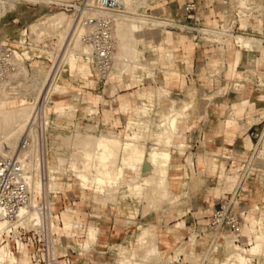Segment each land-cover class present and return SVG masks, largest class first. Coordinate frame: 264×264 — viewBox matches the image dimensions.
Returning <instances> with one entry per match:
<instances>
[{"label":"crops","instance_id":"obj_1","mask_svg":"<svg viewBox=\"0 0 264 264\" xmlns=\"http://www.w3.org/2000/svg\"><path fill=\"white\" fill-rule=\"evenodd\" d=\"M191 1L197 4V9L188 14L184 12V6ZM248 1L264 4V0ZM170 3H174L175 9L169 16L187 24L214 27L232 22L235 33L264 38V8L261 12H244L233 0H170ZM15 9L19 16L12 19L20 24V28L40 14L25 10L26 15L20 16L23 11L19 6ZM3 32L2 26L0 33ZM196 35L191 31L185 34L178 30L160 32L154 41L143 46L145 51L142 53V61L153 64L154 79L148 75L136 80L123 77L116 93L107 96L106 115L102 107L93 115V120H89L90 116L81 109L77 111L76 122L80 128L91 122L97 124L99 134L112 130L121 136L130 116L140 112L150 117L159 110L156 105L158 86L168 91L169 95L165 97L183 100L181 102H188L192 89L197 90L196 106L186 111L187 117L180 118L181 121L178 118L175 146L170 148V199L150 209L145 208L144 202L133 200L98 204L92 192L89 198L84 197L83 191L90 189L74 190L73 212L77 213L84 232L76 233L78 230L71 219L65 218L64 223L70 224L71 237L75 240L69 238L76 247L67 244L68 236L57 235L59 264H115L118 251L128 252L129 247L137 243L142 228L157 234V248L162 258L189 239L193 230L198 233L197 241H201L197 242L195 250L202 252L201 247L207 243L203 240L209 213L238 187L241 191L236 211L244 221L245 217L260 215L264 209L259 207L264 205V158L257 156L260 140L253 135L264 129V44L252 49L243 46L242 49L231 41L223 44L198 41ZM161 43L163 48L159 49ZM171 53L172 58L168 57ZM66 72L63 76L70 80L69 86L64 85L67 91L70 92L71 86L76 87L80 98L88 93L96 94L101 84L96 75L75 78ZM152 102L155 106L148 108ZM144 106L147 107L142 112ZM180 111L183 113V109ZM61 192L60 188L58 194ZM70 210L60 212L61 216L56 215V219L63 224V212ZM88 226L98 229V241L88 251H83L81 243L78 246L75 241L77 237L85 239ZM183 257L181 255V259ZM27 264H30L29 260Z\"/></svg>","mask_w":264,"mask_h":264},{"label":"rangeland","instance_id":"obj_2","mask_svg":"<svg viewBox=\"0 0 264 264\" xmlns=\"http://www.w3.org/2000/svg\"><path fill=\"white\" fill-rule=\"evenodd\" d=\"M166 1H167V3H166ZM233 1L236 3V6L239 5V4L243 5L242 0H238V1L237 0H233ZM129 3L131 5V10H132V13H131V11L129 12V14L131 16L135 15L136 17L139 16L140 18H142V17L144 18L145 17L146 19L147 18L151 19V20L154 19V20H157V21H160V22L165 21V20H163L164 17H170L169 13H172L171 11H173L175 9L174 3H170V0H129ZM250 4L251 5L257 4V8L259 10H256V11H258V12H261L263 10V8H264V4L261 1H254V2L250 1ZM2 6L3 7L0 8V28L3 26L4 32L0 33V39L4 38L7 35L8 37H10L9 41H7L8 43H10L16 37H18L19 36V32H21L23 29L28 28V30L30 31L29 25H31L32 23L37 22V21H41V20H45L46 17L54 15L55 13L64 12L65 15H67L68 17H71L69 12H66L64 10H60L57 7H54V6L48 7L46 4L32 5L31 1H25V0L14 1L12 4H9V3L7 4V2H6ZM17 6H19L20 9L23 11V14H21L20 16L26 15L25 10H28L30 12L39 11L40 14H38L30 22H27V24L24 27L20 28V24L16 20H14V19L6 20L7 18H10V16H9L10 11L12 12L14 10H18V9H15ZM7 14H8V16H7ZM17 16H19V14ZM14 17H15V15L13 14V17H11V18H14ZM23 21L25 22V20H23ZM165 22H167V21H165ZM165 26L166 25L159 24L157 26H151L150 27L149 25H144L143 24V26L141 28V31L139 32V38H138V43H139L138 46L140 47L139 61H140V63L142 62L143 64H145V66H147V68L145 70H143V69H141L139 67H136V68L131 67L130 68V65L125 67V65H127V63L124 66H123V64H121V67L119 66L121 69L119 68V70H117V71H116V69H114V71L111 74V76L109 77L108 82L106 83V85L100 84V86L98 87V89L96 91V94L95 93L94 94L93 93L89 94L87 92L88 94L86 95V97H81V98L77 95L78 92H80V91L76 87L71 86L70 87V92L67 91V89H65L66 85H68V86L70 85V80H68V78L63 76V75L60 77V79L58 81L59 84H57V82L55 81L51 85V86H53V88L50 87L51 90L49 89L50 92H52V98L54 96V99H57V100H60V101L57 103L56 106H51V104H50L51 97L49 96L47 98V100H46L47 112L49 114H52L51 115V122H50L52 128L50 129V131L48 133V146L47 147H43L42 146V151L44 153L41 151V148L39 147L40 149L38 150L39 151L38 153L43 158V166H44V156H45V158L49 157L51 163L56 167L57 170H60L61 174H56V177L54 179L53 178L50 179V177H48L49 179H47L46 176L48 174L46 175L45 168L43 167L44 168L43 169L44 173H42L43 171L41 172V174L39 176V180L42 181V184H43L42 186L45 185L44 188L42 187L44 190H46L45 189L46 185L49 184V182H54V183H56L58 185V187L61 188L62 192L59 193L56 196H55L54 193H49L47 196H45V193L42 194L43 196L42 195H38V196H36V201L39 203V202H43V200H45L47 203L52 205L51 212H52V214L54 216H56V215L61 216L60 212H62L66 207L71 208L70 211L63 212V215H62L63 224L61 222H59L58 219L54 218L55 223L57 225H60L59 232L57 234L55 233V235H53V237L55 239V243H54V246H53L52 250H53L55 256H56V250H57V248H56V238H57V235H59V234H64V235L68 236L67 237V241H68L67 244L72 246V247H76V245L73 242V240H75V237H71L72 231L71 230H69V231L68 230L67 231L63 230L65 218L66 219L67 218L71 219L72 225H74L73 222L79 223V218L76 215L77 213L73 212L74 211V208H73V201H74L73 200V192H74V190H79V188L82 190V186H81L79 178L76 175H74L75 173H72V171H70L71 168H70L69 162L71 160H73L77 164L75 166L78 167V168L83 166L84 163H85V162H83V161H85L83 156L80 153H78L79 149H78L77 145H75V144H73L71 142H69L68 144H63L62 147H61V150L55 152V153H57L60 156H67L68 160L65 159V161H64L66 163V165H65V163H63V161L60 163V158L59 157H57V159L53 158L54 157V151L50 150V146L49 145L52 143V141H54V137H55L56 133H59L60 127L68 128V124L69 125L71 124V125H73V128H75L74 130H72V132L74 131L76 133V131H78V133H80V132L81 133H85L84 134L85 136H86V134H87V136L89 134L88 137H93V135H102L103 136V135L107 134L108 136H116V137H118L120 139H123V141H125V142H126L125 139L128 138L127 141L131 140V142L135 143L134 145H136L137 148L139 147L142 150L146 151L147 153L149 152L150 148H151V150L154 149L155 145H156L155 149H167V150L170 151V148L175 146L173 140H174L175 135L178 133V122H179V119L180 118L183 119V118L187 117V112L186 111L189 108H193V107L196 106V103H197V97H196L197 90L195 88L192 89L188 102H181L183 100H178L176 98H175L176 100H174V98L173 99H169V97H165V96H168L169 93L167 92V90L164 92L165 89H162V88L160 89L159 88L160 86H158L157 92H156V96H157L156 105H157L159 110H156L155 115H150V117H149L148 114H145V113L144 114L140 113V112L136 113V114H138L140 116L141 119H147V121H148L146 124L141 125V126H143L142 129H139V127H141V126H132V125L130 126L128 124L129 122H127L126 130L122 132L123 134L121 133L122 134L121 136L120 135L117 136L116 133L114 131H112V130H110V131L108 130L107 133H105V131H103L102 134H99L100 133L99 131L96 132V127H97L96 123L89 122L86 126H84L85 125V122H84V123L81 124L84 127L80 128L78 123L76 122L77 111L79 109H81L82 112H84V113H86L87 115L90 116L89 120H93L94 119L93 115L97 114L99 112L98 111L99 107H102L103 114L106 115L105 112H107V111L105 109L107 107L105 106V104H106V100L109 99V97H107V96L109 94L112 95V94L116 93L117 88H119L118 85L120 84V80L123 79V77L124 78L125 77L126 78H131L132 80H136L140 76L142 77V76L148 75L149 77L152 76V79H154L155 71H154L153 64L150 63L149 61H146V60L142 61V56H143L142 53L145 51L143 46L145 44H150L152 41H154L155 38L159 35L160 32L166 31V30H171V29L166 28ZM214 26L216 27L217 25H214ZM197 27H201V26H197ZM14 29H16L15 33H8V31L14 30ZM136 29H138V28L136 27ZM202 30H203L204 33H210V31L207 30V29H202ZM224 30L225 29H223L222 32L226 33ZM190 31L192 33L194 32V34H197L196 31H194V30H190ZM184 34H185V32H184ZM199 35L200 34H198V36ZM228 35L230 36V34H228ZM237 35H241V34H236V36ZM37 36L39 37V35H37ZM52 36H55V35H52ZM214 36H215V38H219V37L224 36V35L214 34ZM214 36L213 37L207 36V39H203V41H209V38L212 39V38H214ZM234 36L235 35H232L233 38L232 37L231 38H227L225 42L226 43L228 41L234 42V43L238 44L242 49H244L243 46L241 45V42L240 41H236L234 39ZM250 37L258 38L256 36H252V35H250ZM57 39H58V44H59L58 47H57V50H59L60 47H62L60 52L63 53L64 61L67 63V67H66L67 68V72H66V74H70L71 73V75H73L75 78H79V77L82 78V76H87V75H95V70H94L92 64H90L89 68L84 67L82 62H80L79 55H77L78 56L77 60L74 58V54H75L74 51L75 50L72 48V46L70 45L71 47L70 48L67 47V49H66V47L64 45L60 46L61 43H62L60 41V38L57 37ZM212 41L213 40H211L210 42H212ZM11 43L15 44L14 42H11ZM255 46H259L260 47L261 44H256L254 46H250V48L252 49ZM162 48H163V43L159 44V49H162ZM115 52H116V49H115L114 53ZM169 56H170V58H172V53H171V55L169 54L168 57ZM68 64L70 65V68H69ZM32 65L34 67H36L35 68V72H39V73H41L42 71L47 72L46 64H40L38 62H34ZM124 67H125V69H124ZM115 74H117V75H115ZM160 90H161V93H160ZM6 94L7 93H5V95ZM39 98H41V96ZM172 101H174V104H173ZM84 102H85L86 105L84 104ZM86 106H88V107H86ZM153 106H155L154 102H152L151 104H148V108L149 107L153 108ZM146 107L144 106V108L141 109L142 112L145 111ZM173 108H176V109H179V110L183 109V114L180 115L179 119H177L176 129H175L174 132H172L173 134L171 133V136L169 137V138H172V140H170L169 138L167 139L168 140V146L165 145L166 139L164 141L162 140L163 143L162 142H160V143L158 142L159 143L158 144V143H156L157 142L156 140H152L153 139L151 137L152 134H153L152 132H157V131L160 130L159 127H158L159 126L158 124L160 122L161 114H169V112H171L172 111L171 109H173ZM67 109H68L69 113H71L74 109L75 110L71 114H68V111H66L67 113L64 112ZM65 113L67 114V116H66ZM182 119H180V121ZM128 121H129V119H128ZM58 122H60L61 124L58 123ZM150 126H151V128H150ZM126 132L129 135L131 134V132H134V133H132L133 136H134V139H133V137L130 138V136H127ZM64 133L65 134H69L67 129H64ZM118 134H120V132H118ZM142 134L146 135L147 137L145 136V138H144V135L142 136ZM125 136L127 138H125ZM87 138H86L84 143H86V141L87 142L89 141L88 143H89L90 146L88 145V148L93 150L92 149L93 148V143H91L90 140H88ZM263 140H264V135L260 139L259 145L257 147L258 153H259V154H257L258 158H264V149H263V146H262ZM152 147H154V148H152ZM70 154H74L73 156H70V158H72V159H69V157H68ZM170 155H171V153H170ZM80 156H82V157H80ZM148 157H149V153H148V155L144 154V156L142 157V160L140 161V164H138L136 168H135V166H133L134 168L132 167L133 168V170H132V168L130 169V167L132 165L130 166V164H129V166H128V162H127V165H126V163H125L126 161L124 159L122 161V158L120 157V153H118L117 155H115V164H114V166L116 167V169H117V167L118 168L119 167L122 168V170H121L122 173H120L121 174L120 175V181L124 182V184H122L120 186H118V184H117L118 187L114 186V188L113 187L107 188L103 184L102 185H100V184L98 185L95 182H90L89 183L90 184L89 185L90 186L89 189L91 191H83L84 192L83 193L84 197L89 198L90 195H91V192H92L93 193V199L98 204H102L103 202L116 203L119 200H133L134 202H138V203L144 202L145 205H146L145 208L153 209V208L158 207L159 202H162V201H164L166 199L167 200L170 199L168 175H167L166 181H163L164 184L163 183H161V184L157 183L158 179L160 178V172H159L158 168L155 171L154 167L151 165L153 167L152 169H153L154 173L152 172V170L150 168L151 167L150 163L148 162V159H147ZM58 158H59V161H58ZM170 160H171V156L169 158V162H170ZM66 161H68V162H66ZM169 162H168V169H169ZM67 164L69 166H67ZM65 166L69 167V169L66 168ZM148 166H150V167H148ZM156 167L157 166H155V168ZM135 169H136V171H135ZM137 169H139L140 171L137 170ZM141 173L143 175H140ZM152 173L154 174V176H153ZM44 174L46 176H44ZM145 175L146 176L148 175V176L144 177ZM148 177H150L153 180L150 183L146 182L147 183L146 184L145 183V179L148 178ZM139 178H140V180H139ZM150 178H148V179L151 180ZM143 179H144V184L142 183ZM159 181H160V179H159ZM138 182L140 184H142L141 185V187H142L141 193L140 192L138 193L139 196L137 195L133 199H128V198L124 199L123 198V194L120 193V192H122V190H125V192L128 194V192L131 191L132 186L134 187V185L138 184ZM151 183L152 184L154 183V184L152 185ZM158 184L161 185V188H160V186ZM144 185H145V188H144ZM150 185L153 187V189H152V187ZM100 186H102V187H100ZM150 187H151V189H150ZM146 188H149V189H146ZM107 189L108 190L110 189L111 193H109L110 192L109 191L108 192L109 194H108L107 193V191H108ZM150 192H152V193H150ZM106 194L109 195V196L111 195V197L108 198V196ZM148 195H149V198L147 197ZM149 199H150V201H148ZM262 206L264 207V205H260L259 207H262ZM259 207H257V208L260 210L261 208H259ZM209 214H211V213H209ZM263 216H264V209L262 210L261 214L256 216V217H252V216L245 217L246 221H244L243 231H242V238L240 240L241 243H239V244L232 242L231 236L226 235L224 240H220V241L219 240H214L212 242L211 246L209 247L208 251H207L206 245H207V243L209 241V237H208V234H207V235H204L205 237H204L203 242L207 241V243L204 245V248L201 247L202 248V252L201 251L200 252H196L195 248H196V245L198 244L197 242H201V241H197L198 233H197V231L193 230V232L191 233L189 239L179 243L175 248H173V250H171V251L169 250L164 258H162V257H160V256H158L156 254L155 255L148 254V253H152V251H150L151 248L155 247L156 245H157L156 248L159 247L158 244H157L158 236L151 229L142 228V232L141 233L139 232L140 233L139 234L140 238L138 236L137 243H135L133 246H130L128 252L124 251V250L118 251L119 255H118V258L115 261V264L116 263L118 264V261L121 259V257L125 256V257L130 258V256L132 255L131 254L132 249H134V251L136 252L135 254H133V257L136 256L135 260H132V261H135V262L138 261L141 264H229L230 262L234 263V264H264V249H263V252H262V254L260 255L259 258L254 257L253 255L245 254L244 251H243V248L249 247L250 244L252 243V239H251V237L249 235V231H250L252 222L259 221V219L263 218ZM203 219L204 218H202L201 221H203ZM88 227H86V228L88 229ZM28 228L29 229H33V227H31V226L28 227ZM94 228L97 229L96 227H94ZM143 230H145V232H143ZM146 231H147V233H146ZM144 236H146V238ZM69 237L72 238L73 240L70 239ZM87 237H88L87 235H85V239H84V237H77V241H75V242L79 246L82 241H84V240L86 241ZM12 239H13L12 237L11 238H7V240H9V241H7L6 243L0 244V247L4 246L5 244L10 243V250L13 251V253L16 255V257H18V259H20L22 257V255H23V253L19 249L15 248L14 243L10 241ZM97 241H98V229L94 232V235L91 238H89V239L87 238V243H88L87 247L85 245L82 246V243H81L80 248L83 251H88L92 245L97 243ZM149 241L151 243H149ZM218 241L220 242V244L218 243ZM25 244L29 246V247L26 246L27 247L26 249H27V260H29L30 264H44V261H43V258H42L43 257V251L41 250V247H40V250H39V246H37V244L31 243V242H25ZM150 244H153L152 245L153 247H151L150 250H149V245ZM218 244L221 245L222 247L220 246L219 247L220 249L218 248L215 251L216 246ZM235 244H237V246H240V247L236 248V246H234ZM83 247H85V248H83ZM206 251H207V253H206ZM37 252H39V253H37ZM235 252H239L240 253L238 259L236 260V262L233 261V258H232V255ZM177 253H179V255ZM37 254L39 256H41V259L39 258V259L36 260L35 257H36ZM174 254H175V257H176V255L178 256L177 259L173 257ZM31 255H33L32 258H31ZM181 255L184 256L183 259H180ZM172 258H174L175 260L172 259ZM241 258L244 259V260H241ZM241 261H243V262H241Z\"/></svg>","mask_w":264,"mask_h":264},{"label":"bare ground","instance_id":"obj_3","mask_svg":"<svg viewBox=\"0 0 264 264\" xmlns=\"http://www.w3.org/2000/svg\"><path fill=\"white\" fill-rule=\"evenodd\" d=\"M14 1H19V0H0V8L3 7L2 5L5 4L6 2H7V4L8 3L12 4ZM25 1H31L32 5L48 3V0H25ZM242 3H243V5L239 4V5H237V7L241 8L244 12H251V11L259 10L257 8V4L251 5L248 0H242ZM130 11L132 13L129 0H121L119 8H118V12L115 15L116 18H115V24L113 27V37L115 40L114 47L116 49V52L113 54V67H114V69H116V71L119 70V68L121 67V64H123V66H124L126 63H127V65H125V67L130 65V68L131 67H133V68L139 67L143 70H145L147 68V66H145V64H143L142 62L140 63V61H139L140 47L138 46V44H139L138 38H139V32L141 31L143 24L149 25L150 27L151 26H157L159 24L172 25V23L165 22V21L160 22V21H157L154 19L153 20L148 19V18L146 19L145 17L140 18L139 16L136 17L135 15L131 16L129 14ZM13 14L15 16L18 15L17 10H14L12 12L10 11L9 16L13 17ZM7 16H8V14H7ZM136 27L138 29H136ZM29 28H30L31 33L36 34V35H39L38 34L39 32L47 29L48 34L55 35L58 38H60V41L62 42L60 46L64 45L66 47V49H67V47L70 48L72 46V48L75 50L74 51V53H75L74 58L77 60V58H78L77 55H79L80 62H82L83 66L86 68L90 67V63H91L90 61L91 60H90L89 55H88L89 54L88 47L81 43V41L79 40V36H77V34L71 37L72 18L65 15L64 12L55 13L54 15L46 17L45 20L34 22L31 25H29ZM84 31H85L84 29H80L78 31L79 35L83 34ZM210 33L218 34V35H228V33H224L222 31H216V30L215 31L210 30ZM39 38H40V35H39ZM234 39L236 41H240L241 45L245 46V48H247V49H251L250 46H254L256 44H261V45L264 44V39H262V38H255V37H250V36L245 37L242 35H237V36L235 35ZM61 49H62V47H60V50ZM249 52H251V51H249ZM249 52H248V54H249ZM61 54H63V53H61ZM250 54H252V53H250ZM68 66L70 68L69 64H68ZM125 67H124V69H125ZM49 73H50L49 70H47V72L42 71L41 73L34 72L32 75L33 78L31 80V85H29V86L25 85L24 86L25 87L24 92H23L24 98L18 99L16 97L12 96L5 87L0 88V156H6L18 147V142H19L20 136L23 133V131L27 125V122L30 118V113H31L32 107L34 105V102L29 101L25 97L31 96L36 100L41 96V98L45 97V102H46L47 98L50 96L51 97V100H50L51 106H56L57 103L60 101V100L54 99V96L52 98V92H50V90H51L50 87L53 88V86H51V85L56 81V79L53 80V82L50 84V86H49V82L47 84H45L46 78L49 76ZM115 75H117V74H115ZM57 84H59V83L57 82ZM159 88L161 89L162 87H159ZM162 89H164V88H162ZM165 91L166 90H164V92ZM5 93H7V94L5 95ZM160 93H161V90H160ZM170 99H173V98H170ZM174 100H176V99H174ZM172 102L174 104V101H172ZM84 104H85V102H84ZM86 107H88V106H86ZM171 110L172 111L169 112V114H162L160 116V122L158 124L159 125L158 127L160 130L157 132H152L153 133L151 136L153 138L152 140H156L157 141L156 143H158V142L160 143V142H162V140L164 141L166 139L165 145L168 146V140L167 139L171 136V133L175 131L176 125H177V119L180 117V115L183 114V113H181L180 110H178L176 108H173ZM45 111L47 112L46 104H45ZM66 111H68V109L65 110L64 112H66ZM71 113H69V111H68V114H71ZM66 116H67V114H66ZM128 122H129L128 124L130 126L131 125L132 126H141V125L146 124L148 121H147V119H141L138 114H134L131 117H129ZM58 123H60V122H58ZM142 128H143V126L139 127V129H142ZM150 128H151V126H150ZM64 129H67L69 134H65ZM74 129L75 128H73V125H71V124L70 125L68 124V128L60 127L59 133H56V135L54 137V141H52V143L49 146H50V150L54 151V157L53 158L57 159V157H59L60 163L62 161H63V163H65L64 162L65 159L68 160L67 156H60L55 152L60 151L62 145L68 144L69 142L77 145V147L79 149L78 153H80L83 156V158L85 160L83 162H85V163H84V165L82 164L83 165V166H81L82 168L76 167L75 165H77V164L73 160H71V161L69 160L70 161L69 164H70V168H71L70 171H72V173H75L74 175H76L79 178L82 188H88L89 189L90 188V186H89L90 182H95L98 185L103 184L107 188H109V187L114 188V186L118 187V186L122 185L123 182L120 181V175H121L120 173H122V171H121L122 168L117 167V169H116V167L114 166L115 155H117L118 153H120V157L122 158V161H123V159L126 161V162L124 161L126 163V165H127V162H128V166H129V164H130V166L132 165L130 167V169L133 166H135V168H136L137 165L140 164V161L142 160V157L144 156V154L148 155V153H149V157L147 159H148V162L150 163V166L152 165L154 167L155 171L158 168V170L160 172V178H159L160 181L158 179L157 183H160V184L163 183L164 184L163 181H166V178L168 175V162H169V158L171 156L169 150H167V149H155L156 148V145H155V148L152 147V148H154L152 150L150 148L149 152L147 153L146 151L142 150L141 148H139V147L137 148V146L134 145L135 143L131 142V140L127 141L128 138L126 136H125V138H127V139H125L126 142L123 141V139H120L116 136H108L107 134L103 135V136L102 135H93V137H88L89 134H88V136L86 134V136L88 137L87 138L84 135L85 133H81V132L78 133V131H76V133L73 131L74 132L73 133L72 130H74ZM132 133H134V132H131V134L129 135L126 132V135L130 136V138L133 137V139H134V136ZM143 135L144 134H142V136ZM263 135H264V129H263L262 136ZM145 136L146 135H144V138H145ZM262 136H261V138H262ZM86 138L88 140H90L91 143H93V148H92L93 150L88 148V145H89L88 142L89 141L88 142L86 141V143H84ZM169 139L172 140V138H169ZM42 146L43 147L48 146V138H47V141H43V144L41 146H39L41 148V151H42ZM262 146L264 149V140H263ZM39 147L38 148L32 147L29 150L22 151V154H21L23 157L28 159V161L25 162V166L30 171V176H29L28 182H29V185H30V188L32 191V198L27 205L22 206L20 208L19 213H18V217L15 221H13V222L4 221L1 224L0 235L4 232L9 233L10 229L12 227H15V228H19V227L27 228L30 226L35 227L37 224H39L45 220H47V226H48L50 232H52L53 234L54 233L57 234L59 232L60 225H57L54 221V218H56V216H54L52 214V212H51L52 218L50 217V214L48 212L47 213L42 212V214H41V212L39 211V207H38L39 203L36 201V196L42 195L44 193H45V196H47L49 193H54L56 196L58 194V192L60 191V187H58V185L54 182H49V184L46 185V188H45L46 190L43 189L45 185L42 186L43 184H42V181L39 180V176H40V174L44 168L46 171V175L48 174L47 176L44 174V176H46L47 179H49L48 177H50V179L51 178L54 179L56 177V174H61V173H60V170H57L56 167L51 163L49 157L45 158V156H44V166H43V158L38 153L39 152L38 150L40 149ZM73 155L74 154H70L68 156L69 159H72V158H70V156H73ZM82 156H80V157H82ZM59 158H58V161H59ZM66 162H68V161H66ZM65 165H66V163H65ZM154 165L157 167L155 168ZM67 166H69V165L67 164ZM150 166H148V167H150ZM152 166L150 168L153 172ZM66 168L69 169V167H66ZM133 168H132V170H133ZM137 170H139V169H137ZM135 171H136V169H135ZM42 173H44V171ZM140 175H143V174L141 173ZM147 176L145 175L144 177H147ZM153 176H154V174H153ZM150 177H148V178H150ZM148 178L145 179V183L146 182L150 183L153 180V179H151L152 177L150 178L151 180H149ZM139 180H140V178H139ZM142 183L144 184V179H143ZM117 184H118V186H117ZM141 185L142 184H140L138 182V184H135L134 187L132 186L131 191L129 190L130 192L127 191L128 194L125 191H122L120 193L123 194V198H134L137 195L139 196V194H138L139 192L141 193V189H142ZM159 186L161 188V185H159ZM100 187H102V186H100ZM151 187H150V189H151ZM144 188H145V185H144ZM146 189H149V188H146ZM152 189H153V187H152ZM109 191H110V189L107 191V193ZM109 193H111V191ZM150 193H152V192H150ZM107 196H108V198L111 197V195L110 196L107 195ZM147 197L149 198V195ZM148 201H150V199ZM50 206H51L50 207V210H51L52 205H50ZM67 208H69V207H66L63 211H66ZM74 226H75V230H78V231H76V233L79 234L80 232L81 233L84 232V228H83V225L81 222L80 223L74 222ZM64 229L66 231L70 229V224L67 221L64 223ZM13 231L15 232V234H17L16 230H13ZM95 231H96L95 228L88 227V229L86 230V235L88 236L87 238L88 239L91 238L94 235ZM143 232H145V230H143ZM146 233H147V231H146ZM249 235L252 239V243L250 244L249 247L243 248V251L245 254L253 255L254 257L259 258L263 252V249H264V216H263V218L259 219V221L252 222L251 228L249 231ZM144 237L146 238V236H144ZM87 238H86V241L81 242L82 246L85 245L87 247V244H88ZM139 238H140V236H139ZM7 241H9V240H7L5 238L3 239V237L0 236V244L6 243ZM10 241L14 243L15 248H16V245L18 246V249L20 251H22L23 255L20 259H18V257H16V255L13 253V251L10 250V243L5 244L4 246L0 247V264H27V262H28V260H27V249H26L27 245L24 242H21L19 240V238L17 237V235L13 236V239ZM219 241H218V243L220 244ZM232 242H234V241L232 240ZM149 243H151V242L149 241ZM219 244L216 246L215 251L221 246ZM150 245H149V250L151 247H153L152 246L153 244H150ZM156 246L151 248L150 251H152V253H148V254H151V255L156 254V255L161 257L160 252H159L158 248H156ZM234 246H236V248L240 247V246H237V244H235ZM83 248H85V247H83ZM135 253L136 252L134 250H132L131 251L132 255L130 256V258L125 257V256L121 257V259L118 261V264H141L137 260H136L137 262L132 261V260H135L136 256L133 257V254H135ZM177 254L179 255V253H177ZM239 254H240L239 252H235L232 255L233 261L236 262V260L239 257ZM173 257L177 259L178 256L176 255V257H175V254H174ZM174 258H172V259H174ZM241 260H244V259L241 258ZM241 262H243V261H241ZM53 264H58V262H54ZM229 264H234V263L230 262Z\"/></svg>","mask_w":264,"mask_h":264},{"label":"built area","instance_id":"obj_4","mask_svg":"<svg viewBox=\"0 0 264 264\" xmlns=\"http://www.w3.org/2000/svg\"><path fill=\"white\" fill-rule=\"evenodd\" d=\"M120 2L121 0H48V3H43L48 7L54 6L69 12L72 18L71 37L77 34L81 43L88 47V55L97 81L103 85H106L114 71L113 27ZM196 9L197 4L194 1L188 2L184 6V12L188 14L193 13ZM163 20L173 23L165 26L168 29L180 32L196 31L197 34H200L196 35L198 41L207 39V36H214L212 33H204L202 29L209 31L225 29V32L230 34V36L209 38L208 42L213 40L210 43L216 44H223L227 38L237 34L232 28V22L223 26L197 27L174 17H164ZM80 29L85 30L81 35L78 33ZM38 34L40 38L26 28L11 41L15 44L7 42L10 39L7 35L0 39V88L5 87L12 96L18 99L24 98V86L31 85L32 75L36 68L32 65L34 62L46 64V69L50 73L45 84L49 82V86L54 79L58 82L67 70L63 54L60 49L57 50L59 45L57 37L48 34L47 29ZM25 98L34 102V105L27 125L20 136L18 147L10 154L0 156V226L4 221H15L20 208L27 205L32 198L28 182L30 171L25 166L28 159L21 155L22 151L41 146L43 141H47L48 133L52 128L50 124L52 114L45 111V97L36 100L31 96ZM262 133L263 131L253 135L257 140H260ZM240 191V187L236 188L228 198L220 202L218 208L212 211L206 230L209 237L206 245L207 251L214 240H224L226 235L231 236L235 243H241L244 220L236 211ZM38 207L41 214L48 212L50 217L52 216L50 205L45 200L39 202ZM12 229L16 230L17 234ZM16 235L21 242L37 244L39 250L41 247L44 264L57 262V256L52 250L55 233L50 232L47 220L37 224L33 229L12 227L9 233L4 232L0 236L7 239ZM17 247L16 245V249H18ZM35 258L36 260L41 259V256L37 254Z\"/></svg>","mask_w":264,"mask_h":264}]
</instances>
